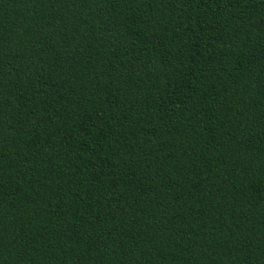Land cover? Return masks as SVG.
<instances>
[{
    "label": "trees",
    "instance_id": "trees-1",
    "mask_svg": "<svg viewBox=\"0 0 264 264\" xmlns=\"http://www.w3.org/2000/svg\"><path fill=\"white\" fill-rule=\"evenodd\" d=\"M0 264H264V0H0Z\"/></svg>",
    "mask_w": 264,
    "mask_h": 264
}]
</instances>
